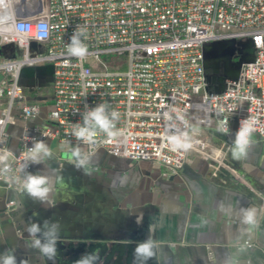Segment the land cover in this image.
<instances>
[{"label": "built area", "instance_id": "obj_1", "mask_svg": "<svg viewBox=\"0 0 264 264\" xmlns=\"http://www.w3.org/2000/svg\"><path fill=\"white\" fill-rule=\"evenodd\" d=\"M4 0L0 5V186L23 192L24 155L34 140L57 141L93 155L104 150L135 163L150 162L163 177L177 175L197 152L211 159L213 177L235 174L222 163L233 143L218 146V156L207 139L196 134L194 118L206 129L235 133L249 120L253 135L264 140V0ZM46 23L49 34L38 39L37 26ZM24 31H18V25ZM78 27L88 47L84 58L70 57L67 44ZM250 41L253 60L241 66L223 92L210 91L204 67L209 43ZM36 43V49L32 44ZM53 67L55 116L36 125L20 139L18 152L9 148L8 127L14 112L29 122L41 112V103L28 99L20 84L24 68ZM106 103L119 112L117 128L124 135L98 134L94 144L71 135L87 108ZM168 114L167 116L165 114ZM170 117V118H169ZM182 118V119H181ZM187 133L191 147L174 149L168 136ZM251 136V137H252ZM250 137V141H251ZM227 173V174H226ZM13 178V179H11ZM14 202H8L12 208Z\"/></svg>", "mask_w": 264, "mask_h": 264}, {"label": "crops", "instance_id": "obj_2", "mask_svg": "<svg viewBox=\"0 0 264 264\" xmlns=\"http://www.w3.org/2000/svg\"><path fill=\"white\" fill-rule=\"evenodd\" d=\"M222 84L218 80L216 87L222 89ZM21 85L29 100L41 103V112L29 122L14 112L16 121L8 127L9 148L14 153L22 136L55 116L50 68L25 70ZM235 128L234 123L223 134L216 127H202L197 117L192 126L215 146V156L218 146L233 143ZM46 142L52 159L31 164V173L55 177L57 172L63 182L57 184L47 205L24 191L0 186V253L14 251L18 261L28 264H74L82 254L99 249L101 264H133V249L152 224L156 256L147 264H264V140L258 136L251 137L245 156L236 158L233 148L225 160L221 156L222 163L243 178L238 184L213 177L216 162L197 152L189 154L177 175L163 177L157 165L135 163L100 150L89 155L90 174H85L74 166V146ZM11 201L15 205L9 209ZM252 208L255 224H244V212ZM140 212L143 222L138 226L135 219ZM46 219L59 222L62 228L55 261L32 249L25 231L27 223L42 224Z\"/></svg>", "mask_w": 264, "mask_h": 264}, {"label": "clouds", "instance_id": "obj_3", "mask_svg": "<svg viewBox=\"0 0 264 264\" xmlns=\"http://www.w3.org/2000/svg\"><path fill=\"white\" fill-rule=\"evenodd\" d=\"M4 0H0L3 5ZM24 25H18V31H24ZM38 39H45L49 34V27L46 23L37 26ZM85 30L78 27L67 44V54L70 57L84 58L88 54V47L83 42ZM168 115L167 113L165 114ZM120 118L119 112L110 110L106 103H99L95 107L87 108L82 114V122L73 125L71 135L83 144H94L98 134H104L109 138L123 136L124 133L117 128V121ZM170 118V117H169ZM182 119V118H181ZM255 131L249 120H242L240 127L236 131L233 139V155L236 158L245 156L250 148V137ZM174 149L183 148L187 150L191 147L187 133H180L168 136ZM71 156L77 170H83L85 174H90L89 164L91 157L81 151L79 147L71 149ZM52 159V152L49 144L44 139L34 140L31 147L24 155V167L22 172L27 169L29 164H41ZM0 164L5 165V171L10 167L6 163V157L0 156ZM13 179V178H11ZM63 182V177L57 172L53 175L37 172L35 174L25 172L22 177L23 190L33 200L41 205H47L55 194L58 183ZM255 209L244 212L243 223L247 225L255 224ZM143 222V213L140 212L135 219L139 226ZM28 234L29 246L36 250L41 257L55 261L58 254V242L61 240L62 228L59 222L44 220L43 223L29 222L25 227ZM148 235L138 241L133 249V264H147L156 256L155 226L148 225ZM0 264H28L27 261H18L14 251L5 250L0 253ZM74 264H101L99 249L82 254Z\"/></svg>", "mask_w": 264, "mask_h": 264}, {"label": "rangeland", "instance_id": "obj_4", "mask_svg": "<svg viewBox=\"0 0 264 264\" xmlns=\"http://www.w3.org/2000/svg\"><path fill=\"white\" fill-rule=\"evenodd\" d=\"M207 47L213 55H209V57L207 58L206 73L210 75V86L212 87V89H215L218 80H221V78H224L225 76L234 74L235 71L239 68L240 63L243 61V59L235 58L234 56H231L229 54L230 50L235 47L232 42H212L209 43Z\"/></svg>", "mask_w": 264, "mask_h": 264}, {"label": "water", "instance_id": "obj_5", "mask_svg": "<svg viewBox=\"0 0 264 264\" xmlns=\"http://www.w3.org/2000/svg\"><path fill=\"white\" fill-rule=\"evenodd\" d=\"M37 7H38V11H42L43 9V5H42V2L41 0H37ZM226 42H232V44L235 45L234 48H232L229 52V54L231 56H234L236 53H239V54H244L245 57H243V61L240 63V66L239 68L237 69L238 70V73L236 76H225L224 78H221L220 82H223L222 84V89H219L218 87H216L215 89H212V87L210 86V91L211 92H215V93H220V92H223L224 89H225V81L226 80H234L238 77L239 75V72H240V69H241V66L242 64L244 63H249L253 60V55H254V49H253V46H252V43L250 41H247V42H237L235 40H229V41H226ZM37 47V44L36 43H33L32 44V48L33 49H36ZM241 47V48H240ZM209 55H213L211 51L208 50V47L205 46L204 48V67H205V71H206V61H207V58L209 57ZM48 68L51 69V77L53 75V67L52 66H47ZM39 67H28V68H24L21 72V75H20V84H21V76L23 74V72L27 69H30V70H34V69H38ZM206 77H207V80L209 82V79H210V75L206 73ZM217 77V76H216ZM53 80V79H52ZM210 84V83H209Z\"/></svg>", "mask_w": 264, "mask_h": 264}, {"label": "flooded vegetation", "instance_id": "obj_6", "mask_svg": "<svg viewBox=\"0 0 264 264\" xmlns=\"http://www.w3.org/2000/svg\"><path fill=\"white\" fill-rule=\"evenodd\" d=\"M235 58H238V59H242V56L239 54V53H236L234 55ZM231 170H233L236 174H238L235 169L231 168ZM227 174V173H226ZM236 174H220V178L221 177H225V179L229 180L230 183H233V184H238V183H243V178L241 177V175H236ZM219 179V178H218Z\"/></svg>", "mask_w": 264, "mask_h": 264}]
</instances>
